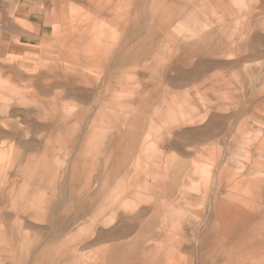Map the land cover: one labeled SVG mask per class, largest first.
<instances>
[{
	"label": "rangeland",
	"instance_id": "obj_1",
	"mask_svg": "<svg viewBox=\"0 0 264 264\" xmlns=\"http://www.w3.org/2000/svg\"><path fill=\"white\" fill-rule=\"evenodd\" d=\"M163 1L39 0L37 32L0 16L23 31L0 33V100L68 117L34 138L54 185L8 192L0 149V264H264V0H196L176 41L159 22L187 2Z\"/></svg>",
	"mask_w": 264,
	"mask_h": 264
},
{
	"label": "crops",
	"instance_id": "obj_2",
	"mask_svg": "<svg viewBox=\"0 0 264 264\" xmlns=\"http://www.w3.org/2000/svg\"><path fill=\"white\" fill-rule=\"evenodd\" d=\"M38 1L39 0H0V16H12L15 19L23 20L30 25L31 28L35 32H37L38 24V15H39V8H38ZM163 1V0H162ZM186 3L184 7H181L174 13H169L166 17L159 22L160 31L165 34V37L168 41H176V36L172 33L174 22L179 20L180 18H186V16L191 14L195 11L196 0H183ZM208 2L215 3L216 5H222L220 0H198L197 5L204 6L205 4H209ZM177 7L175 4L170 3L165 0L163 3H159V8L163 9L164 11H169L171 8ZM150 10H154L155 7H149ZM163 12V16H164ZM153 15H157L152 13ZM6 21V20H5ZM11 19H8L4 24V29H0V33L5 32H23L19 28H16L14 24H11ZM0 25L3 27V22L0 21ZM2 35H0L1 39ZM2 41V40H0ZM178 42V40H177ZM2 43V42H1ZM30 97V98H29ZM26 100L21 103L23 105V110H17L16 108H12L5 100H0V149H3L5 143L8 145L9 153L14 155L12 164L10 169L4 173L3 183L5 186L9 188L8 192H13L19 186V174L20 176H26L30 179L40 176V183H49L55 184L57 182L58 177H62L60 175L59 170L50 167L44 160L37 159V151L35 150L36 145L34 143V138L38 135L43 137V135L48 132L50 126L53 124L55 118L51 115V113H45L46 111L40 113L36 108L35 104H30L28 101L37 103L40 102L39 107L46 108L49 106V102L40 100L36 95L29 96ZM44 101V102H43ZM66 115H62L59 117L58 122H66L67 120ZM20 122L22 125L26 126V130L23 132H18L16 125ZM50 125V126H49ZM16 137H30L31 141L29 142H18L16 146ZM78 158L76 162L73 164V170L75 171V167L78 163ZM13 171L17 172L18 174L12 173ZM61 182V181H60ZM63 186V183H60V187ZM24 189V188H22ZM21 193L24 190H20ZM22 195V194H21ZM44 202L40 199V202ZM47 204V202H45ZM235 216H240L243 220L240 224H245L249 222V219L245 218L246 212L244 209L237 207ZM236 227L233 226L230 232H235ZM228 232V231H227ZM63 233V230L60 229L56 232L53 236V239L58 238ZM1 236V234H0ZM116 238V237H115ZM115 247L117 244H110L109 247ZM118 250V247H117ZM236 261L240 262V259ZM246 259L241 260V264H247Z\"/></svg>",
	"mask_w": 264,
	"mask_h": 264
}]
</instances>
